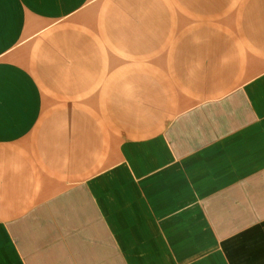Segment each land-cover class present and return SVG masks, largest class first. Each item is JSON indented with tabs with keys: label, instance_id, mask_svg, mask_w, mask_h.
I'll return each instance as SVG.
<instances>
[{
	"label": "crops",
	"instance_id": "1",
	"mask_svg": "<svg viewBox=\"0 0 264 264\" xmlns=\"http://www.w3.org/2000/svg\"><path fill=\"white\" fill-rule=\"evenodd\" d=\"M0 264H264V0H0Z\"/></svg>",
	"mask_w": 264,
	"mask_h": 264
}]
</instances>
